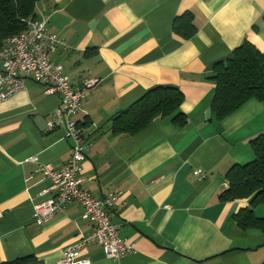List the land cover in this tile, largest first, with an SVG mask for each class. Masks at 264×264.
Wrapping results in <instances>:
<instances>
[{"label":"crops","instance_id":"obj_1","mask_svg":"<svg viewBox=\"0 0 264 264\" xmlns=\"http://www.w3.org/2000/svg\"><path fill=\"white\" fill-rule=\"evenodd\" d=\"M36 12L63 41L51 59L71 84L99 81L77 116L91 144L81 178L98 198L121 194L111 220L135 244L133 254L115 261L89 243L81 259L264 264V232L236 220L252 209L249 199L220 198L229 170L255 159L250 142L264 133V100L253 98L223 120L212 111L206 120L216 64L245 42L264 58V0H39ZM188 13L197 29L191 39L173 29ZM158 87L184 94L187 125L158 117L136 134H116L115 118ZM60 102V94H47L32 79L0 102V264H58L66 246L93 231L78 202L43 225L34 221L35 206L53 195L39 166L62 169L72 156L55 115ZM253 209L264 217V206Z\"/></svg>","mask_w":264,"mask_h":264},{"label":"built area","instance_id":"obj_2","mask_svg":"<svg viewBox=\"0 0 264 264\" xmlns=\"http://www.w3.org/2000/svg\"><path fill=\"white\" fill-rule=\"evenodd\" d=\"M62 39L49 32L43 18H29L26 29L7 39L0 48V102H4L25 88V80L46 86V93H58L60 105L55 113L64 124L66 136L72 141V156L62 169L41 164L38 171L51 180L52 197L35 206L34 221L47 223L53 216L78 202L83 207V218L93 224V231L78 242L65 247L58 264H91L81 259L80 252L89 243L99 244L108 258L120 261L135 252V244L120 236V226L111 220L110 210L120 201L121 194L110 193L105 198L94 196L84 187L81 173L91 144L77 119L83 102L99 83L97 79L74 87L62 64L51 59V54ZM37 160V158H33Z\"/></svg>","mask_w":264,"mask_h":264},{"label":"trees","instance_id":"obj_3","mask_svg":"<svg viewBox=\"0 0 264 264\" xmlns=\"http://www.w3.org/2000/svg\"><path fill=\"white\" fill-rule=\"evenodd\" d=\"M39 0H0V48L7 39L26 29L29 18L37 17ZM174 31L185 39L196 34L194 17L184 14L178 17ZM216 94L211 108L217 120H223L255 98L264 100V58L249 42L233 52L226 63H218L212 78ZM184 94L174 87H158L150 90L136 103L121 112L114 120V132L136 134L148 127L156 118H170L178 126L188 123L182 112ZM255 159L246 165H234L226 175L229 188L221 195L222 201L249 199L252 209L240 211L236 220L243 229H259L264 232V217H257L254 209L264 206V133L251 140ZM16 264V262L1 263Z\"/></svg>","mask_w":264,"mask_h":264},{"label":"water","instance_id":"obj_4","mask_svg":"<svg viewBox=\"0 0 264 264\" xmlns=\"http://www.w3.org/2000/svg\"><path fill=\"white\" fill-rule=\"evenodd\" d=\"M212 115V108H209L206 112V120H210Z\"/></svg>","mask_w":264,"mask_h":264},{"label":"rangeland","instance_id":"obj_5","mask_svg":"<svg viewBox=\"0 0 264 264\" xmlns=\"http://www.w3.org/2000/svg\"><path fill=\"white\" fill-rule=\"evenodd\" d=\"M258 215H261L260 212H258Z\"/></svg>","mask_w":264,"mask_h":264}]
</instances>
